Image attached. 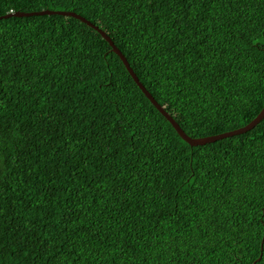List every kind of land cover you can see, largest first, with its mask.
Masks as SVG:
<instances>
[{
    "label": "trees",
    "instance_id": "1",
    "mask_svg": "<svg viewBox=\"0 0 264 264\" xmlns=\"http://www.w3.org/2000/svg\"><path fill=\"white\" fill-rule=\"evenodd\" d=\"M141 4L131 22L133 10L125 0H0V16L44 9L81 15L112 39L144 87L191 137L234 130L258 115L264 107V0H246V3L195 0L189 4V26L182 32L173 27L165 36L169 43L175 38L186 44L183 89L175 85V78L168 80L159 71L157 61L148 55L151 49L142 38V33L144 37L148 33L138 27L140 12L148 17L149 32L153 17L159 15L163 23L172 19V13L164 0L155 3L141 0ZM182 10L177 4L176 11ZM224 17L228 19L220 26L219 20ZM156 27L159 29L160 25ZM193 28L196 36L191 35ZM207 28L213 29L211 34ZM53 30L58 37L53 42L57 46L45 47L46 56L38 55L41 51L38 46L53 35ZM0 33L5 38L6 53H16L21 40L26 46L24 55L16 57V61H23L19 72L13 75L12 68L6 64L8 74L0 81L3 112L0 131L6 133L7 159L3 181L7 191L0 193V198L5 202V211L8 203L11 204V222L22 221L29 231L35 228L41 238L51 234L53 239L49 244L54 242L57 248H61L62 242L68 247L76 243L77 252L63 251L59 264H73L74 259L75 264H252L255 261L257 242L264 245V118L243 134L192 146L155 108L109 42L94 27L70 15L10 16L0 19ZM61 35L63 39H59ZM33 44L37 47L33 48ZM77 51L80 66H75ZM30 53L31 58L25 61L24 56ZM69 55L73 61L66 68L56 64L58 56L67 62ZM73 70L80 78L73 79L69 86L67 74ZM29 72L32 75L28 76ZM25 76L28 83L22 85ZM190 81L211 84L216 91L211 92L208 87L190 91L187 86ZM45 92L51 100L43 95ZM210 98L215 103H207ZM41 111L49 113L52 123H32ZM93 116L97 117L94 125L97 135H89L77 126L82 117L86 126ZM202 117H206L203 126L199 124ZM101 119L103 128L97 127ZM26 124L33 138L17 145L14 143L19 136L17 130ZM139 129L150 130V145L152 133L159 141L151 145L156 152L148 157L152 171L141 169L148 179L146 184L128 179L129 173L136 174L126 167L132 158L124 155L130 141L134 142L130 134ZM57 134L59 139L55 138ZM109 148L115 152L109 153ZM161 154L165 161L157 169L151 162ZM49 157L55 161V167L45 173L34 158L46 168H52ZM97 183H102V187L94 191ZM120 189L128 201L123 212H118ZM101 191L109 202H116L112 214L126 221L121 231L126 233L131 228L134 234L135 229H140L147 238L140 241L137 237L135 253L129 254L127 247L116 239L115 229L103 255L93 250L95 239L83 248L79 246L82 222L86 224L97 215L104 220V213L108 212L100 207ZM226 193L232 199L224 204L221 196ZM93 197L98 203L92 204L89 211ZM45 212L47 216L42 218ZM69 214L72 220H68ZM3 220L5 224L10 222L7 214ZM236 225L248 229L239 239L235 236ZM15 239L6 233L0 241L3 244L0 264H46V254L38 260L31 255L25 258L27 249L17 250ZM123 239L130 242L128 235Z\"/></svg>",
    "mask_w": 264,
    "mask_h": 264
},
{
    "label": "snow or ice",
    "instance_id": "2",
    "mask_svg": "<svg viewBox=\"0 0 264 264\" xmlns=\"http://www.w3.org/2000/svg\"><path fill=\"white\" fill-rule=\"evenodd\" d=\"M127 3V6L129 9L133 10V17H130V22L134 18L135 12H139L140 8L142 7L141 0H125ZM152 3H155V0H151ZM164 2L168 5L169 11L172 13V19H165L163 23H161V18L159 15L152 18V29L149 32V28L147 25L148 17L144 16L143 12H140V20L141 23L138 25V27H142L144 32L148 33L147 37L143 36L145 44L148 48L151 49V51L148 53L149 56L153 60L157 61L159 71L162 74H165L168 80H173L175 78V85H178L180 89H183L186 85L182 82L185 76V72L182 70L185 67L183 56L185 55V49L186 44H184L183 41H178L175 38H171V43H169L168 40H165V36L167 35L168 31L175 27L177 32H182L184 27L189 26L190 20H189V4L194 3L195 0H164ZM238 2L246 3V0H238ZM180 4L182 6V11L177 12L176 11V5ZM233 7L236 6L235 3L232 5ZM194 15V13H193ZM227 17H224L223 20H219L220 26H223V24L227 21ZM157 24L160 25L159 29H157ZM207 33L211 34L213 31L212 28H207ZM176 33H173V37H175ZM192 36H196V30L193 28V31L191 32ZM207 37H205L206 39ZM58 37L55 35L53 30V35L49 38H47L45 41H43L38 47L40 48V53L38 55H47L46 51H43L45 47L51 49L55 48L57 45L53 43L56 41ZM59 39H63V35L59 37ZM161 40H164V45H161ZM33 48L37 47L35 44L32 45ZM26 46L24 42L21 40L19 41V47L16 51V53L8 54L6 53L5 48V38L0 33V81L3 80L4 75L8 74V69L5 67V65H9L12 68V73L15 75L19 72V66L23 61H16L17 56H23L24 50ZM179 49V51H177ZM77 64L75 66L79 65V57L80 52L77 51L75 54ZM31 58V53L29 56H24V60H28ZM15 61V63H13ZM73 56L69 55L67 58V62L64 60L62 56L57 57L56 64L57 65H64L65 68L67 67V63H72ZM56 65H53L52 67L55 68ZM211 67V65H209ZM194 70V69H193ZM32 75V73H28V76ZM68 80H69V86H71V82L73 79H79L80 77L75 73L73 70L72 73H68ZM28 83V77L25 76L24 79L21 80L22 85H27ZM171 86V85H170ZM190 91H196L200 87H208L211 92H215L216 89L212 87L211 84L208 85H201L196 83L195 81H190L187 85ZM24 92L27 91L25 88L23 90ZM43 95L48 96L47 92L43 93ZM48 99L51 100L52 97L48 96ZM35 103V100L33 101ZM207 103L212 104L215 103L214 100L211 98L207 101ZM3 115L2 107H0V116ZM41 117H47V120L40 119ZM52 117L49 116V113L47 111H41L36 114V119L32 121L33 124L40 122V123H52ZM56 119H59V116L56 117ZM84 117H82L81 121L78 122L79 127H81L82 131H86L89 133V135H97L96 130L94 129V125L96 123V116H93L91 119L88 120L87 125L85 126L83 121ZM206 120V117H202L199 120V124L201 126L204 125ZM195 122V118H194ZM71 123V121H70ZM104 123L101 119V124L97 127L103 128ZM128 126H131V121L128 122ZM19 136L16 137L14 143L19 145L21 141L27 142L33 138L32 133L29 131V125H25V127L18 129ZM149 132L150 130L145 129H139L136 132L130 134L134 142L130 141V147L125 149L124 155L131 157L132 159L128 162L126 167L132 168L135 171V176H132L131 173H129L128 179L132 180L133 182H143L148 183L147 177L143 174L141 169L152 171V168L150 166V162L148 161V157L153 156V154L156 152V149L152 147L151 145H156L159 143L158 139L156 138L155 133H152L151 136V145L149 144ZM6 133L3 131H0V193H6L7 188L4 185L3 181L6 179L5 171L4 169L7 167V159L6 154L4 152V141H5ZM136 137H139L136 139ZM56 139H59V135L57 134L55 136ZM61 143L64 145V147H67L66 144H64V141H61ZM55 152V150H54ZM115 149L109 148V153H114ZM46 155V153H45ZM227 155V153H225ZM107 158V157H105ZM35 162L37 164H40L41 170L45 171V173L49 171H53L55 167V161L52 160V157H49L48 160L52 164V168H46L45 165L41 163V161L38 158H34ZM165 161V157L161 155H157L155 161H152L151 163H154L159 169L161 165H163ZM139 164L141 165V168H136L135 165ZM155 175V173H153ZM137 177L139 180H137ZM123 181V177H121ZM102 187V183H97L95 185L94 191L100 190ZM123 189L118 190L117 195L120 197V207L118 209V212H123L124 207L128 205L127 198L122 194ZM100 200L103 201V204L100 205V207L107 208L108 212L104 213V220L107 221V224L105 225L104 220H101L100 217L94 216L93 219L88 220V222L85 224L82 222L81 227L79 229L80 232L83 233V236L79 238V246L83 248L84 246L91 243L93 239L96 240V245H94L93 250L104 254L106 249V242L109 240L110 234H113V229H115V237L116 239H119L122 245H125L128 249V253L132 254L136 251V245L138 243L137 237L140 241H146L147 238L142 234L140 229H135V233L133 234V229L129 228L128 231L125 233L121 231V228L126 224V221L124 218L120 215H113L112 214V208L116 207V202H109L107 200V197L103 195V192L101 191L99 193ZM109 195H112L111 191H109ZM82 198V196L80 197ZM232 199V196L230 193H226L225 195L221 196V202L224 204H227L228 201ZM73 204H75V200L72 201ZM98 201L96 200V197H93L90 201L89 205V211L91 209L92 204H97ZM72 210H70L71 212ZM78 211V209H77ZM7 214L9 216L10 222L8 224L4 223L3 217ZM47 213L42 214V218H46ZM68 220H72V215H68ZM12 221V209L10 202L7 206V211H5V202L2 198H0V241L4 240L5 234L8 235H14L15 236V243L17 244V250L22 251L24 249H27V251L24 253L25 258L28 256H35L38 260L40 255L46 254V264L51 261H56V264H59L60 257L63 253V251L67 250L70 253H76L78 245L76 243H71V246L68 247L62 242L61 248H57L55 246V243L53 242L51 245L49 244V241L53 238L51 237V234H48L46 238H41L39 234L36 233L35 228H32L31 231H29V226L27 224H24L22 221L20 223H14ZM213 222H216V217H213ZM34 223V222H33ZM250 225L248 228L250 229ZM236 228L238 231L235 233L236 239L240 238V235L242 233H245L248 231L244 226L236 225ZM65 229V235L67 239V224L64 225ZM125 235H128L130 237V242L125 241L123 237ZM101 245L103 247H101ZM49 247H51L52 251H49ZM113 247H116V240H113ZM143 247V246H142ZM0 251H3V244H0ZM123 251V249H121ZM78 256V253H77ZM256 264H264V245H261L260 242H257V253L255 257ZM73 264H75V259L73 260Z\"/></svg>",
    "mask_w": 264,
    "mask_h": 264
},
{
    "label": "water",
    "instance_id": "3",
    "mask_svg": "<svg viewBox=\"0 0 264 264\" xmlns=\"http://www.w3.org/2000/svg\"><path fill=\"white\" fill-rule=\"evenodd\" d=\"M45 14H60V15H70L75 18H78L85 22L86 24L94 27L96 30L99 31L101 36L107 40L112 47V50L120 57L121 61L124 63L126 69L134 79L135 83L139 86V88L143 91V93L147 96V98L151 101V103L155 106V108L161 112V114L173 125L174 129L177 131V133L181 136L182 139H184L186 142H188L192 146L197 145H203L209 142H214L216 140H220L223 138H227L230 136L243 134L252 128H254L263 118H264V107L262 110L258 113V115L251 120L248 124L236 128L234 130L222 132L219 134H214L210 136H204V137H191L188 134H186L183 129L179 126V124L174 120V118L165 111V109L155 100V98L151 95V93L144 87V85L140 82L138 76L133 71L132 67L130 66L129 62L127 61L126 57L122 54V52L116 47L112 39L98 26L92 24L90 21L86 20L81 15L73 12V11H66V10H50V9H44L39 11H16V12H10L4 16H0L1 18L10 17V16H31V15H45ZM252 264H256V261H254Z\"/></svg>",
    "mask_w": 264,
    "mask_h": 264
}]
</instances>
